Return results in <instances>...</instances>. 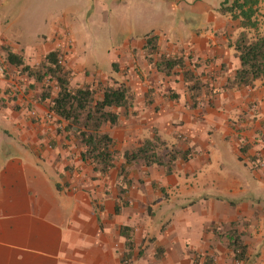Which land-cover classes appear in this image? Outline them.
<instances>
[{
	"label": "crops",
	"instance_id": "crops-1",
	"mask_svg": "<svg viewBox=\"0 0 264 264\" xmlns=\"http://www.w3.org/2000/svg\"><path fill=\"white\" fill-rule=\"evenodd\" d=\"M39 1L46 29L28 43L0 2L1 53L20 56L19 40L25 54L39 55L30 62L20 56L34 66L55 51L72 86L125 83L134 100L117 108V124L104 126L120 155L101 175L50 111L40 83L13 72L22 66L8 58L16 68L0 77V264H195L206 256L248 264L229 247L232 223L250 261L264 264V81L231 84L240 28L222 13L225 0ZM150 36L155 63L165 54L183 66L158 71L147 56ZM156 135L168 147L190 149L191 158L171 172L133 162L122 192L123 153ZM228 159L254 167V175L245 180L225 169Z\"/></svg>",
	"mask_w": 264,
	"mask_h": 264
},
{
	"label": "trees",
	"instance_id": "trees-1",
	"mask_svg": "<svg viewBox=\"0 0 264 264\" xmlns=\"http://www.w3.org/2000/svg\"><path fill=\"white\" fill-rule=\"evenodd\" d=\"M260 3L261 0H225L222 4V13L229 14L233 20L238 21L240 28L234 41V48L240 59V67L232 81V86L251 87L257 80L264 81V32L260 31ZM147 56L150 62H154V54H158L156 36H150L147 40ZM10 62L16 66H22V71L43 88L42 98L50 100V111L67 122L65 130L70 132L83 147L82 157L93 165V170L101 175L107 174L116 166L120 152L116 149L114 139L104 131L107 124L118 123L120 114L117 108H129L134 100L131 88L122 83L120 85L93 86L85 84L72 86L71 71L59 63L58 53L55 51L46 55L38 65H28L23 58L12 51L8 52ZM158 71L169 75L176 67L183 66L181 58L161 54L156 61ZM189 80H195L192 74L185 73ZM192 89L199 87L197 81ZM193 83V84H194ZM101 92V94H100ZM125 163L119 169V176L123 185L128 184L127 165L143 161L145 165H160L171 172L178 160L187 161L191 158L190 149L168 147L158 136L146 139L134 151L123 153ZM118 211V209H116ZM232 228L226 233L229 238V247L237 260L253 264L247 256V246L242 235L231 224ZM127 227H122L125 234ZM133 243L127 238V246L130 249ZM129 256V252L127 254ZM195 264H214L213 257L206 256L203 262Z\"/></svg>",
	"mask_w": 264,
	"mask_h": 264
},
{
	"label": "rangeland",
	"instance_id": "rangeland-1",
	"mask_svg": "<svg viewBox=\"0 0 264 264\" xmlns=\"http://www.w3.org/2000/svg\"><path fill=\"white\" fill-rule=\"evenodd\" d=\"M2 1V6L8 10V13L6 14V19H10L11 18V22L13 27H15L17 30L21 31L20 32V37L22 42H30L31 40L35 39V37L38 35V33L42 32V30L46 29V25L45 23H41V18L43 16V3H41V1L39 0H1ZM0 1V2H1ZM260 10H261V14H260V31L263 33L264 32V0H261L260 3ZM12 16H9L11 15ZM102 26H104L105 28H109L110 25L106 24V23H101ZM15 30L14 33L18 34V31ZM21 41H17V51H19V55L23 56L22 53L24 55H26V58L30 61L35 60H39V55L37 54H33V53H29L30 56H28V54H25V48H21ZM1 48H0V67L2 68L4 75V78H8L9 74H11V69H14L16 67H10L11 65L9 64V60H8V56L7 53L5 52L4 48L3 51L5 52L4 54L1 53ZM42 56V54H41ZM22 68H17L15 71V73H18ZM21 81V80H20ZM262 85H264V82H262ZM41 86V84H40ZM43 93V88L41 87V95ZM6 108V104H2L0 103V112H5ZM1 114V113H0ZM1 119H5V116H0ZM1 123V122H0ZM1 125V124H0ZM264 127V125H263ZM2 129V128H0ZM1 132V130H0ZM232 154H229V157ZM234 163V162H233ZM230 159L225 161V169L229 170L230 172H234L238 175H240L243 179L248 180L249 178H251L252 175H254V173H252V169L254 167L251 168L246 166V165H234Z\"/></svg>",
	"mask_w": 264,
	"mask_h": 264
},
{
	"label": "built area",
	"instance_id": "built-area-1",
	"mask_svg": "<svg viewBox=\"0 0 264 264\" xmlns=\"http://www.w3.org/2000/svg\"><path fill=\"white\" fill-rule=\"evenodd\" d=\"M58 59H59V63H62V55H59V56H58ZM2 74H3V70H2V68L0 67V77L2 76Z\"/></svg>",
	"mask_w": 264,
	"mask_h": 264
}]
</instances>
